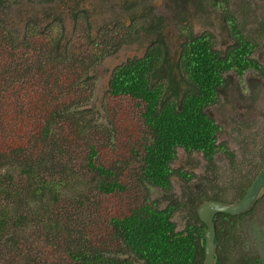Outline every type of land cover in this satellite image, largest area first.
<instances>
[{"label":"trees","instance_id":"trees-1","mask_svg":"<svg viewBox=\"0 0 264 264\" xmlns=\"http://www.w3.org/2000/svg\"><path fill=\"white\" fill-rule=\"evenodd\" d=\"M11 2L0 0V264H203L206 225L197 208L225 199L196 192L188 198L193 218L177 230L181 203L159 207L148 186L171 191L175 171L194 177L171 166L178 147L203 151L213 165L219 126L206 107L218 101L226 73L264 74L252 57L257 43L225 6L232 46L220 52L211 34L192 33L177 65L160 70L170 56L160 33L143 59L113 68L104 123L97 110L81 107L82 78L100 59L98 43L89 36L64 44L63 20L50 12L49 31L41 33L35 21L21 34L5 16ZM152 13L145 9L130 27L149 31ZM112 36L106 41L116 52L122 44ZM244 193L240 187L236 199ZM247 213L214 217L215 264H235L241 241L231 237ZM236 264L260 263L242 252Z\"/></svg>","mask_w":264,"mask_h":264},{"label":"rangeland","instance_id":"rangeland-1","mask_svg":"<svg viewBox=\"0 0 264 264\" xmlns=\"http://www.w3.org/2000/svg\"><path fill=\"white\" fill-rule=\"evenodd\" d=\"M13 1L5 16H8L11 26L21 34L26 33V24L31 25L35 21L38 22L41 33L47 32L48 24L54 19L45 18L46 12H50L57 19L63 20L65 37L69 40L64 41V44L81 39L87 41L89 36L95 42L100 41L99 49H96L100 59L92 72L87 74L88 77L82 78L86 86L82 85L81 91L84 99L81 102H85L81 107L97 110L96 119L99 122H110L105 104L113 68L134 54V47L140 46L135 41L133 44L125 43L115 52L113 45H108L109 42L106 41V36L110 33L112 37L122 34V30L118 31L119 26H115V21L118 15H124L126 9L123 6L129 1L135 2V13L152 6L153 12L162 16L173 60L177 56V46L182 34L176 23L180 20L181 13L190 14V24L198 34L203 31L212 34L215 49L224 52L232 46L233 37L225 19L226 6L239 20V27L244 34L257 43L252 57L264 65V0H206L198 10L194 8L195 14L191 5L187 8L180 0H52V3L49 0ZM131 12L133 14L134 11ZM187 14L181 16L182 19L188 18ZM127 20L128 18L125 21ZM56 31L59 37L61 30L58 20ZM126 33L129 34L128 31ZM138 38L143 43L149 40L144 35ZM227 76V86L220 88L218 101L208 108L211 117L220 127L218 142L224 143L216 151L215 160L219 168H216V173L209 172L206 169L209 167L208 160L201 151H187L178 147L171 166L174 170L182 169L193 173L194 177L186 180L175 171L171 191L149 185L148 197L157 202L159 207H165L170 201L185 200L189 189L205 191L209 196L218 191L225 201H233L240 185L248 180L251 182L260 168L262 157L264 159V74L256 68H249L241 74L231 72ZM126 107H131L130 102ZM227 149L234 152L233 158L229 157ZM192 218L189 207L180 206L173 216L176 229H184ZM19 234L23 235L24 232ZM27 235L29 236L28 233ZM234 238H240L241 244L235 249L236 254L232 253L233 263L240 262L241 253L244 252L259 255L264 264V188L253 209L236 220Z\"/></svg>","mask_w":264,"mask_h":264},{"label":"flooded vegetation","instance_id":"flooded-vegetation-1","mask_svg":"<svg viewBox=\"0 0 264 264\" xmlns=\"http://www.w3.org/2000/svg\"><path fill=\"white\" fill-rule=\"evenodd\" d=\"M174 1V0H173ZM181 1V4L182 5H184V6H186L187 8H188V5H191L190 7H193V10H194V8L195 9H199V7L200 6H203L204 5V2H206V0H180ZM175 2V1H174ZM125 9H126V11H125V13H124V15L123 16H121V15H118V18H117V20L115 21V26H119V30L118 31H120V30H122V34H120V35H118V38H119V42L122 44L121 46H120V48L123 46V44H125V43H132V42H134V43H138L140 46L137 48V47H134L133 48V53L134 54H131V55H129L128 57H126L125 58V60L122 62V63H124V62H126L128 59H130V58H137V59H143L145 56H146V53H147V51H148V49L149 48H151V47H153L154 46V44H155V42H157V39L159 38V34L160 33H162V35H163V37H164V39L166 40V42H167V44H168V47H169V51L171 50V48H170V45H169V42H168V39H167V34L165 33V31H166V27H163V18H162V16H160V15H158V14H155V13H152V14H150V15H148V24L150 25V30L149 31H146V30H148V29H140L138 32L134 29V28H131L130 27V24L131 23H134L137 19H138V21L140 20V19H143L142 18V12L144 11H140L139 13H135V2H131V1H129L128 3H126L124 6H123ZM145 9H147V10H152V6H150V7H146ZM134 11L133 12V14H132V12L131 11ZM193 10H192V12H193ZM196 12H195V10H194V12H193V14H195ZM184 14H187V13H181V15H180V20L178 21H176V23L178 24V27H179V29L182 31V34H181V36H180V40H179V43H178V46H177V56H176V58L174 57V60H173V57L170 55L169 56V59H168V61L167 62H165V63H160L159 65H160V70H163V69H166V68H168L170 65H172V66H174L175 67V65H177V62H178V60L180 59V56H181V52L183 51V47L190 41V39L188 38V36H190L192 33L194 34V36L195 37H199V36H202V35H205V32L203 31V32H201V33H197L195 30H194V27H193V25H191L190 24V14H187L188 15V18H183L182 19V17L181 16H184ZM153 15V16H152ZM136 16V17H135ZM126 18H128V20L127 21H125L126 20ZM179 18V17H178ZM177 18V19H178ZM125 19V20H124ZM161 20V23H160V25H158L157 24V21L158 20ZM104 23V22H103ZM102 23V24H103ZM148 24H145V28L146 27H149V25ZM152 24V25H151ZM140 25H141V23H140ZM138 28H140V26H138ZM137 28V29H138ZM191 29V30H190ZM126 31H128L129 32V34H127L126 33ZM208 34H211V33H208ZM140 35H144V36H146V37H148L149 38V40H147L145 43H143V42H141V41H138L139 40V38L138 37H140ZM212 35V34H211ZM98 44H100V41H98L97 42ZM101 43H103V42H101ZM133 44V43H132ZM131 44V45H132ZM121 63V64H122ZM231 72H236L235 70H232V71H230L229 73H231ZM229 73H226L225 74V78H226V85L224 86V87H226L227 86V84H228V74ZM237 73V72H236ZM162 74L163 75H165V74H167L166 72H162ZM178 79H180V77H178ZM216 102H214V103H212V104H210V105H213V104H215ZM210 105H208L207 107H206V112L210 115L211 113L210 112H208V108H209V106ZM211 116V115H210ZM214 119V118H213ZM215 120V119H214ZM215 123L218 125V123L215 121ZM219 126V125H218ZM220 128V127H219ZM219 128H218V132H219ZM218 136H219V134H217V141H216V144L218 145V148H217V150L219 149V147L223 144L224 145V143H221V142H218ZM202 152V154H203V156H204V153H203V151H201ZM227 152L229 153V157L230 158H233V156H234V152H231L230 150H228L227 149ZM216 153L214 154V158H213V165H209V167H206V169L209 171V172H213V173H216V168L218 167L217 166V164H216ZM259 166H260V168H258V170H257V172H256V174H255V176L260 172V170L263 168V166H264V159H263V157H262V160H261V162H260V164H259ZM219 168V167H218ZM255 176L254 177H252V181L251 182H249V180L247 181V183H244L243 182V184L244 185H240V187H242V188H244L245 187V192L248 190V188H249V186L251 185V183L253 182V180H254V178H255ZM196 192H200L199 190H197V191H194V190H188V194H187V197H186V199L185 200H182V201H179L180 203H181V205L180 206H182V207H184V206H188L189 208H190V205H191V201H189L188 202V198L189 197H194V196H197V194H196ZM239 198H241V197H239ZM239 198H237V199H235V200H233V201H236V200H238ZM171 202V201H170ZM170 202H168V204H170ZM182 203H183V205H182ZM187 205H186V204ZM168 204L165 206V207H167L168 206ZM198 209V208H197ZM252 209H253V207H252ZM252 209H250L249 211H247L248 213L252 210ZM178 210H176V211H174V215H175V213L177 212ZM198 214V213H197ZM173 215V216H174ZM235 215H238V214H235ZM188 225V224H187ZM233 239H234V237L232 236L231 237V242H233ZM236 239V244H238L239 242H240V238H235ZM217 242H216V236H215V247H216V250H217ZM254 256H256V258H257V260H258V263H260V264H262V257H260L259 255H254Z\"/></svg>","mask_w":264,"mask_h":264},{"label":"water","instance_id":"water-1","mask_svg":"<svg viewBox=\"0 0 264 264\" xmlns=\"http://www.w3.org/2000/svg\"><path fill=\"white\" fill-rule=\"evenodd\" d=\"M264 188V166L255 176L244 195L236 201L208 199L199 204L197 213L199 219L206 225L204 232L203 264H215L216 260V223L214 217L219 213L243 214L255 205Z\"/></svg>","mask_w":264,"mask_h":264}]
</instances>
